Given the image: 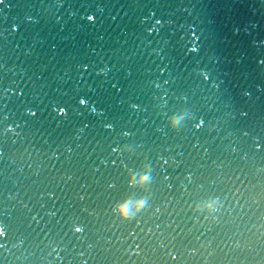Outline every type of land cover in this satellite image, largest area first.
I'll return each instance as SVG.
<instances>
[{
  "label": "water",
  "instance_id": "water-1",
  "mask_svg": "<svg viewBox=\"0 0 264 264\" xmlns=\"http://www.w3.org/2000/svg\"><path fill=\"white\" fill-rule=\"evenodd\" d=\"M0 264H264V0H0Z\"/></svg>",
  "mask_w": 264,
  "mask_h": 264
},
{
  "label": "clouds",
  "instance_id": "clouds-1",
  "mask_svg": "<svg viewBox=\"0 0 264 264\" xmlns=\"http://www.w3.org/2000/svg\"><path fill=\"white\" fill-rule=\"evenodd\" d=\"M89 19H92V17H89ZM35 113H33V115H34ZM146 179V178H145ZM138 208L139 207H142V203L140 204V205H138L137 206ZM121 214L122 215H124V216H126L127 215V205H124V206H122V208H121ZM77 231H80V229H77Z\"/></svg>",
  "mask_w": 264,
  "mask_h": 264
}]
</instances>
